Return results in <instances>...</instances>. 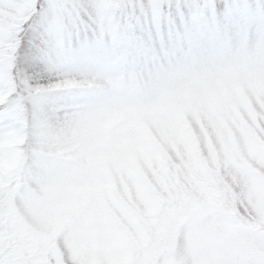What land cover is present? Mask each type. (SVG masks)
<instances>
[{
	"label": "snow or ice",
	"instance_id": "snow-or-ice-1",
	"mask_svg": "<svg viewBox=\"0 0 264 264\" xmlns=\"http://www.w3.org/2000/svg\"><path fill=\"white\" fill-rule=\"evenodd\" d=\"M0 264H264V0H0Z\"/></svg>",
	"mask_w": 264,
	"mask_h": 264
}]
</instances>
